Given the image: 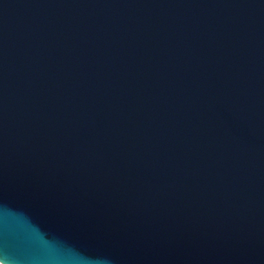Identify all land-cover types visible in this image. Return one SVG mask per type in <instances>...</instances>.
Listing matches in <instances>:
<instances>
[{"label":"water","instance_id":"water-1","mask_svg":"<svg viewBox=\"0 0 264 264\" xmlns=\"http://www.w3.org/2000/svg\"><path fill=\"white\" fill-rule=\"evenodd\" d=\"M0 261L264 264V0H0Z\"/></svg>","mask_w":264,"mask_h":264},{"label":"built area","instance_id":"built-area-1","mask_svg":"<svg viewBox=\"0 0 264 264\" xmlns=\"http://www.w3.org/2000/svg\"><path fill=\"white\" fill-rule=\"evenodd\" d=\"M0 264H5V263H3L2 261H0Z\"/></svg>","mask_w":264,"mask_h":264}]
</instances>
